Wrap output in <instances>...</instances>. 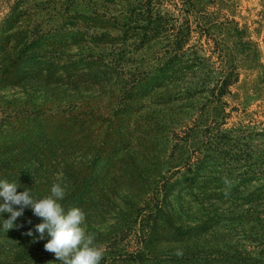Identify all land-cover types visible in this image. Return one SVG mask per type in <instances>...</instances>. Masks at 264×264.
<instances>
[{
  "label": "trees",
  "instance_id": "16d2710c",
  "mask_svg": "<svg viewBox=\"0 0 264 264\" xmlns=\"http://www.w3.org/2000/svg\"><path fill=\"white\" fill-rule=\"evenodd\" d=\"M79 1L88 5L91 14H76L75 22L63 26L64 32L46 33L36 27L0 42V54L14 52L1 70L0 86L25 92L17 91L15 101L21 104L3 125L7 130L0 131L4 136L0 147L5 150L0 156V179L28 187L60 183L65 188V210L79 207L86 211L101 188V172L119 163L120 149H130L132 157L141 158L143 165L155 163L156 175L161 177L145 183L135 172L124 173L122 180L131 185L121 195L127 199L153 195L156 213L173 226L181 224V213H264V129L261 133L250 126L223 130L215 146L207 143L199 164L191 161L180 145V135L173 130L176 120L164 117L161 111L153 115V110H147L137 116L136 127L112 135L108 147L104 146L107 138H103L96 152L83 151L79 136L91 129L84 94L112 89L120 93L125 106L131 103L126 111L141 106L156 91L174 89L183 95L202 89L200 92L221 102V97L229 93L235 73L221 70L215 78L206 68V60L184 58L178 53L186 35L182 30L175 32L171 15L163 8L166 0H65L62 4ZM69 36L73 40L70 43ZM68 45H77L84 57L73 60L66 56ZM63 78L70 85L64 87L61 103L50 104L48 98L44 102L42 95L31 97L32 88L49 87ZM41 103L47 104L46 109ZM171 134L178 143L171 142ZM127 139L129 143L125 144ZM59 140L80 146L79 151L74 147L70 153H61L56 169L49 166L42 170L48 148ZM182 149L178 159L182 164L189 162L182 179L163 175L167 153L170 151L173 158ZM214 154L219 155L218 160ZM176 168L181 170L182 166ZM201 172H205L204 182L199 179ZM256 247L246 257L214 261L264 264V243ZM219 254L227 257L224 252ZM173 264H180L179 258H174Z\"/></svg>",
  "mask_w": 264,
  "mask_h": 264
},
{
  "label": "rangeland",
  "instance_id": "374dc122",
  "mask_svg": "<svg viewBox=\"0 0 264 264\" xmlns=\"http://www.w3.org/2000/svg\"><path fill=\"white\" fill-rule=\"evenodd\" d=\"M64 1L0 0V42L6 41L7 36L36 27L46 33L64 32L63 26L75 22L76 14H91L88 5L81 1L69 6L63 5ZM163 8L171 15L175 32L182 30L186 35L179 54L182 53L184 58L206 60V68L215 78L221 70L234 71L229 93L223 95L220 102L209 93L200 92L202 89L196 92L192 89L186 95L176 93L175 89L174 92L156 91L141 106L135 105L126 111L131 103L125 106L127 103L119 92L114 93L109 88L87 92L82 99L91 129L79 136L84 143V152H96L103 138H107L104 146L108 147L114 134L129 126L136 127L137 116L147 110H153V115L161 111L164 117L176 120L173 130L180 135V145L186 156L199 164L206 154L207 143L215 146L223 130L250 126L256 128V133L263 131L264 0H166ZM72 41L69 36L68 42ZM64 53L73 60L84 57L77 45H68ZM13 56V51L0 54V74ZM69 85V80L63 78L49 87L32 88L35 93L31 91V97L42 95L44 102L48 98L50 104L61 103L62 91ZM18 90L21 89L10 86L2 89L0 86V131L7 130L3 125H7L8 117L16 114L21 104L15 101ZM22 92L25 93L22 90L19 93ZM45 105L41 103L43 109H46ZM108 127L110 135L106 131ZM170 137L174 143L176 138L172 134ZM120 139L124 141L123 136ZM69 142L59 140L48 148L42 170L49 166L56 169L61 153L80 148ZM184 149L176 152L173 158L169 157L170 151L167 153L163 175L174 174L173 177L182 179L189 163L182 164L178 159ZM3 151L0 147V156ZM214 156L218 160L219 155ZM118 157L119 163L108 172H101V188L84 211L86 232L93 233L95 242L103 248L101 264H173L174 258H179L180 264H223L214 259L228 262L232 257L240 259L255 251L256 245L264 243V236H261L264 234V213H181V224L173 226L167 220L165 222L161 213H156L157 201L153 195L140 196V199H127L121 195L126 186L131 185L122 180L124 173L135 172L145 183L160 179L155 172V163L143 165L141 158L132 157L130 149H120ZM214 165L217 168V162ZM181 166V170L176 168ZM178 169L180 172L177 173ZM200 175L199 179L204 182L205 172ZM50 185L42 182L38 187L29 188L34 197H43L50 193ZM28 219L31 224L26 223ZM39 222L40 218L29 208L17 220V223L25 224L24 228L12 229L9 233L0 231V264H60L54 253L45 250L46 240L33 242L32 237L25 234L29 227ZM220 252L227 257L221 258Z\"/></svg>",
  "mask_w": 264,
  "mask_h": 264
},
{
  "label": "clouds",
  "instance_id": "9594fccd",
  "mask_svg": "<svg viewBox=\"0 0 264 264\" xmlns=\"http://www.w3.org/2000/svg\"><path fill=\"white\" fill-rule=\"evenodd\" d=\"M14 181L0 179V231L8 232L15 228H24V223H17L24 216L26 209H31L40 222L29 227L26 235L33 242L46 240L44 248L55 254L60 264H101L104 252L95 242V235L86 232L85 213L79 207L67 210L62 201L65 188L60 183H53L50 193L43 197H34L31 188L21 187ZM23 188V191L18 189ZM26 223L31 224V219Z\"/></svg>",
  "mask_w": 264,
  "mask_h": 264
}]
</instances>
